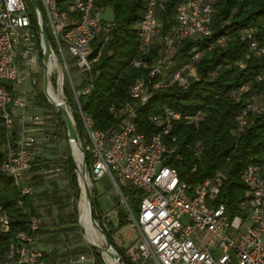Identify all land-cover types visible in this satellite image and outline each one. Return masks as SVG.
<instances>
[{
	"label": "built area",
	"instance_id": "obj_1",
	"mask_svg": "<svg viewBox=\"0 0 264 264\" xmlns=\"http://www.w3.org/2000/svg\"><path fill=\"white\" fill-rule=\"evenodd\" d=\"M215 1L180 2L173 27L160 38L156 0H147L137 29L141 57L132 61L134 67L147 73L129 87L122 102L109 107L116 123L98 129L93 127L90 117L82 114L78 95L88 93L92 87V65L100 56L112 24L103 19L94 0H36L52 49L48 77L51 74L57 77V89H63L62 77L65 74L70 77V69H76L81 79L79 90L73 85L72 89L86 136L83 145L81 140L80 143L90 156L89 177L96 181L109 176L129 219L137 227V250L147 264H264V161L241 171L246 191L238 206L245 216H231L219 197L223 181L220 172L188 184L168 164L177 147L175 137L169 141L163 137L176 122H196L198 113L182 114L165 108L162 114L151 117L157 131L148 135L138 131L135 124L139 106L148 102L154 89L172 84L188 86L187 70L200 53L193 48L190 61L180 67L175 66L176 53L183 40L211 35ZM32 17L29 0H0V120L6 131L5 157L0 170L13 179L22 194H31L25 182L42 145V139L28 133L24 125L16 128L14 118V110L23 106L15 91L27 81L35 84L34 75L42 65V38ZM251 32V28H244L242 36L249 40L252 53L261 56L264 48L251 38ZM156 38L159 47L155 57L146 61L143 56L151 51ZM97 42L99 46L95 45ZM255 79L264 80V74H257ZM248 89L247 83L239 87L240 92ZM61 101L66 106L63 97ZM262 111L264 98L252 95L238 118L237 132L244 131L249 115ZM39 120V116H34L31 122L36 124ZM119 184H130L139 190L137 220ZM40 223L37 214L30 216L29 232L17 234L9 245L4 264H60L48 262L36 246L34 232ZM8 230L9 218L0 205V231ZM61 264H94V261L81 253L74 261Z\"/></svg>",
	"mask_w": 264,
	"mask_h": 264
},
{
	"label": "trees",
	"instance_id": "obj_2",
	"mask_svg": "<svg viewBox=\"0 0 264 264\" xmlns=\"http://www.w3.org/2000/svg\"><path fill=\"white\" fill-rule=\"evenodd\" d=\"M94 1L101 11L109 7L113 20L108 21L112 24L108 39L92 65V87L88 93L78 95V103L82 114L92 119L94 128L106 129L116 123L109 107L122 102L127 97L129 87L147 73L145 69L132 65L134 59L141 57L137 29L147 0ZM182 1L156 0L155 13L161 23L160 38L173 27L176 8ZM213 6L211 35L203 39L183 40L175 57V66L180 67L190 61L193 48L199 51V58L193 62L196 76L188 78L189 84L185 88L172 84L154 89L148 102L139 106L135 124L138 131L148 135L157 131L151 117L162 114L165 108L182 114L198 113L196 122H176L170 133L163 137L164 141L175 137L174 145L177 147L168 164L177 170L180 180L188 184L201 182L220 172L223 176L219 195L221 201L231 216H245L238 206L239 199L246 191L240 173L246 166L264 161V111L249 115L248 125L242 132H237V124L252 95L264 98V80L255 79L257 74H264V54L255 56L252 53L249 40L242 36V30L251 28V38L264 48V0H216ZM32 21L35 23L34 17ZM220 38L221 42L218 41ZM99 44L95 43L96 46ZM158 47L159 43H154L151 51L143 56L144 60L152 61ZM245 83L249 86L248 91L240 92L239 87ZM73 118L80 139L84 132L78 106ZM60 123L66 134L62 118ZM5 142L6 131L0 120V165L5 157ZM85 161L89 172L90 156L86 151ZM67 162L68 179L77 195L80 188L76 167L71 157ZM119 188L137 220L139 190L130 184H119ZM96 197L94 193V218L113 246L111 230H106L99 215L95 214ZM33 199V194H22L13 179L0 170V205L9 218V230L0 231V264H4L9 245L15 241L17 234L29 232L30 216L38 215ZM68 217L70 223L76 224L77 210L74 209ZM117 221V227L129 223L127 209L118 214ZM39 230L40 227L34 232L35 236ZM92 250L94 264H103L100 253L95 248ZM54 251H43L50 263L54 262ZM117 252L124 264H135L124 250L117 248Z\"/></svg>",
	"mask_w": 264,
	"mask_h": 264
},
{
	"label": "rangeland",
	"instance_id": "obj_3",
	"mask_svg": "<svg viewBox=\"0 0 264 264\" xmlns=\"http://www.w3.org/2000/svg\"><path fill=\"white\" fill-rule=\"evenodd\" d=\"M112 16L109 7L102 9L103 19L112 21ZM157 42L159 43V38L154 41V43ZM70 73V77L66 74L63 76V89L60 91L73 117L77 111V102L72 85L79 90L81 79L76 69H70ZM187 73L188 78L193 77L194 67H189ZM33 80H35V84H29L27 81L20 84L15 91V96L21 100L23 106L14 110V118L16 128L20 129L24 125L28 129V133L42 139L41 149L37 152V161L32 163L29 171L30 176L25 182L33 194V201L41 219L36 246L43 251L41 244L52 243L54 245L53 250H55L52 253V255L54 254V263H69L81 253L88 255L95 261L93 245L84 240L78 218L77 223L72 224L68 217L74 209L79 214L80 192L76 195L68 179L67 160L71 157V150L60 123L61 118L43 93L42 65L37 70ZM49 82L51 88L57 91V77L53 74L49 75ZM34 116L40 117L36 124L31 122ZM80 139L83 145L86 140L85 134H81ZM76 160L79 163V155ZM36 167L40 168L36 170L34 169ZM79 180L80 177L78 176V183ZM89 181L92 198L94 193L97 196L95 214L99 215V220L105 229L111 230L114 250L116 252L117 248L124 250L125 255L130 257L135 264H147L140 258L137 250L138 231L133 221L129 219V223L117 227V216L119 213L126 212V207L121 201L118 190L112 185L109 176L104 175L99 180L90 179ZM96 221L98 223V220ZM41 235H43L42 238ZM100 258L103 264H108L102 255Z\"/></svg>",
	"mask_w": 264,
	"mask_h": 264
},
{
	"label": "water",
	"instance_id": "obj_4",
	"mask_svg": "<svg viewBox=\"0 0 264 264\" xmlns=\"http://www.w3.org/2000/svg\"><path fill=\"white\" fill-rule=\"evenodd\" d=\"M29 1H30V5H31L32 11H33L34 19H35L36 23L38 24V30H39V33L41 35L42 43H43V50L41 53V62H42V66H43V93H44L46 99L48 100V102L51 103L55 107V109L57 110V112L60 114V116L62 118V121H63L64 126H65V130H66V136H67V141L69 143V146H70L71 142H74L77 145L78 151L80 154L81 170L83 171L84 174L87 175L88 179L90 180L89 173L87 170L86 161H85V152H84L83 147L81 146L80 139H79L78 133L76 131L75 122H74L72 115H70L66 106L62 103L61 99H59V101L56 103L51 102L49 99V96L47 93V90L50 89L49 77H48V62H49V56H50L51 51H52L51 44H50L49 37H48L47 31L45 28V23L40 16V9H39V6H38L36 0H29ZM62 80H63V77H62ZM71 158L73 159L72 154H71ZM74 164L76 167L75 172L77 175L78 166H76L75 162H74ZM77 178H78V176H77ZM78 186L80 188L79 183H78ZM85 195L87 197L88 205L90 207L91 219L93 221H95L94 212H93V199H92L90 188L87 184L85 185ZM78 222H79V219H78ZM96 227L101 232V234L104 238V245L102 247L93 245V248H95L100 253V255H102V251L110 252V256L114 260H116L117 264H124L122 258L114 250L112 244L110 243L109 239L105 235L103 229L99 226V224H96ZM80 230L83 233V229L81 228Z\"/></svg>",
	"mask_w": 264,
	"mask_h": 264
},
{
	"label": "bare ground",
	"instance_id": "obj_5",
	"mask_svg": "<svg viewBox=\"0 0 264 264\" xmlns=\"http://www.w3.org/2000/svg\"><path fill=\"white\" fill-rule=\"evenodd\" d=\"M51 67H52V64L50 65V68ZM47 93H48L50 101L53 103H56L59 101V99H62V93H61L60 89L55 91L54 89H52L50 87V89L47 90ZM67 110H68V108H67ZM68 112H69V110H68ZM70 115H71V113H70ZM70 150H71L73 160L76 163V166H78L77 176L80 177V180H79L80 195H79V201H78V210H79V214H78L79 222L78 223H79L80 227L83 229L84 240L91 245L102 247L104 245V238H103L101 232L96 227V224H98L96 219L94 218L95 221H93L91 219L90 207L88 205V200H87V197L85 195V185L87 184L88 186H90V181H89L87 175L84 174L83 171L81 170L80 154L78 151V147L74 142L70 143ZM78 155H79V160H78L79 163L76 160ZM102 257H103L104 261L107 262L108 264H117L116 260H114L110 256V252H108V251H102Z\"/></svg>",
	"mask_w": 264,
	"mask_h": 264
},
{
	"label": "crops",
	"instance_id": "obj_6",
	"mask_svg": "<svg viewBox=\"0 0 264 264\" xmlns=\"http://www.w3.org/2000/svg\"><path fill=\"white\" fill-rule=\"evenodd\" d=\"M42 236L43 235H41L40 237L42 238ZM37 237L38 236H36V240H37ZM41 246H42L43 251L45 252H49L54 248V245L52 243H44V244H41Z\"/></svg>",
	"mask_w": 264,
	"mask_h": 264
}]
</instances>
